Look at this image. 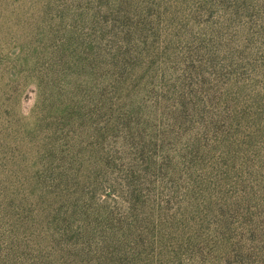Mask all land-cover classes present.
Here are the masks:
<instances>
[{
	"label": "rangeland",
	"instance_id": "1",
	"mask_svg": "<svg viewBox=\"0 0 264 264\" xmlns=\"http://www.w3.org/2000/svg\"><path fill=\"white\" fill-rule=\"evenodd\" d=\"M0 264H264V0H0Z\"/></svg>",
	"mask_w": 264,
	"mask_h": 264
}]
</instances>
